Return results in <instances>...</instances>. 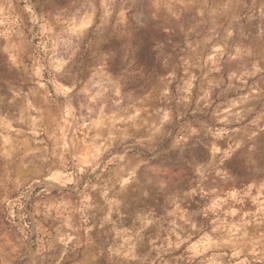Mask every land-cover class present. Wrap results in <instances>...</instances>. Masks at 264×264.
I'll list each match as a JSON object with an SVG mask.
<instances>
[{
    "label": "rangeland",
    "instance_id": "obj_1",
    "mask_svg": "<svg viewBox=\"0 0 264 264\" xmlns=\"http://www.w3.org/2000/svg\"><path fill=\"white\" fill-rule=\"evenodd\" d=\"M109 2L0 0V264H264V0Z\"/></svg>",
    "mask_w": 264,
    "mask_h": 264
},
{
    "label": "clouds",
    "instance_id": "obj_2",
    "mask_svg": "<svg viewBox=\"0 0 264 264\" xmlns=\"http://www.w3.org/2000/svg\"><path fill=\"white\" fill-rule=\"evenodd\" d=\"M101 2H102V7L105 10L104 11V16L102 17V21L101 22L102 23H107L108 22V16L110 15V12L108 10L112 9V5L109 2V0H101ZM119 15L126 17V11L125 10L120 11ZM90 21H91V16H86L84 24H81V27L83 28V27L87 26L90 23ZM62 23L65 25V27L63 28L64 31H66V32L67 31H71V32H75L76 31L74 25L76 23H78V21L72 20V19H68V20L63 21ZM48 30L50 31L51 29H48ZM5 35H7V33H5ZM237 52H239V49H237ZM70 60H71V57L69 58V61ZM69 61L65 62L66 65H68ZM91 76H100L101 78L105 79L106 82L110 83V88H104L103 86H101V90L100 91H97L95 93H90V92H88V89H87V81H88V79L85 81L84 87H85V91L88 92V101H89V103H91L93 105L92 107L88 108V112L91 114L97 104L102 105L103 103H106L108 99H112L114 104L119 105L120 104V97H121V93H122L119 81L114 79L112 77V75H111V81H108V77H106L104 75V73L100 72L99 70H97L95 72L91 71ZM191 87H192V85L189 82L187 84V88L185 89V91L190 90ZM69 91H71L70 88L69 89H65V94H67V92H69ZM105 92H109V96L106 97V98L104 97V93ZM101 98H103V99H101ZM82 106H84V105H82ZM131 107H132V105L130 104V105H128L127 108H118L116 110V112L112 113L111 117H106V116L103 115V107L101 106L100 109H99L100 118L97 119V120H93L91 123H92L93 126L99 127L104 119H111V120L115 121L117 116H118L120 120H124L125 121V124H128V121H132L133 122L132 126L135 127L137 125L135 123L137 118H139V119H143V118L140 116V112L139 111L134 112L132 115H127L128 108H131ZM141 110L144 111V109H142V108H141ZM120 113H124V114L123 115H119ZM236 116H237V118H239V114L238 113L236 114ZM169 118H170L169 114L168 113H164L163 120L159 121V123H158L159 126H156L155 124H153L152 128L155 131H159V129H160L161 125L164 123V121L168 120ZM225 119L227 120V117ZM144 123H147V120H144ZM252 123L256 124L257 121L253 120ZM141 126L142 125H139V127H141ZM193 131H195V129H193ZM255 134H256L255 132L252 133V135H255ZM217 135L219 136L220 134L218 133ZM122 138H127V136H124ZM97 139H99V137H97ZM115 139H116V137H113L111 131H109L108 136L104 138L105 143H101L99 145V147H96L95 152L92 154L91 160H89V158L87 156H84L83 159H81V157L77 156V157H75V159L78 162H80L81 166L84 165V164L96 165V162L100 159V157L103 154V152L108 151V149L112 147L113 141ZM229 151H231V149H229ZM227 154L228 153H225V155H227ZM125 155L126 154L120 155L118 157H113L112 160L108 161V164H112L113 161H123L125 159ZM96 166H98V165H96ZM105 166L107 167V165H105ZM138 167H139V165H137L136 167L131 168L130 170L134 169L135 172H136ZM81 170H83V167H81ZM93 170H95V169L93 168ZM253 186L254 185L249 186V188L243 192V196L250 195L251 187H253ZM260 189L264 190V183L260 184ZM105 195H106V193H105ZM145 195H147V193H145ZM243 196L241 197V200L238 201V203L242 202ZM256 199H259V198L257 197ZM109 203H111V201H109ZM260 203H261V208L264 209V200H261ZM232 214H234V213H232ZM235 227H236L235 225L232 226L233 229ZM213 231H215V229H213ZM230 232H231V229H230ZM206 240H207V238H206ZM230 242L231 241H223L222 243L228 244ZM207 243L208 244H214L215 242L211 241V240H207ZM195 248H196V246L193 245V250L194 251H195ZM13 251H15V248H13ZM4 255L7 256V255H10V253L5 252ZM233 255L234 256L235 255H239V253L238 252H233ZM3 264H9V261L8 260H4Z\"/></svg>",
    "mask_w": 264,
    "mask_h": 264
}]
</instances>
